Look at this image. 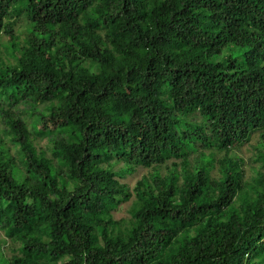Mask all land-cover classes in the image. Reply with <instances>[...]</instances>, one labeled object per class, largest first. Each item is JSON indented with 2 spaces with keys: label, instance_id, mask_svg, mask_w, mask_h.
<instances>
[{
  "label": "trees",
  "instance_id": "trees-1",
  "mask_svg": "<svg viewBox=\"0 0 264 264\" xmlns=\"http://www.w3.org/2000/svg\"><path fill=\"white\" fill-rule=\"evenodd\" d=\"M0 233V264H264V0H0Z\"/></svg>",
  "mask_w": 264,
  "mask_h": 264
},
{
  "label": "rangeland",
  "instance_id": "rangeland-1",
  "mask_svg": "<svg viewBox=\"0 0 264 264\" xmlns=\"http://www.w3.org/2000/svg\"><path fill=\"white\" fill-rule=\"evenodd\" d=\"M242 155H243L245 158H248V157L250 156V153L244 152ZM145 172H146L145 169H139L138 172H137L134 176H132V177H130V178H127L126 181H129V182L131 183V185H133L134 182H135L137 179H139V177H140L142 174H144ZM245 172H246V175H247V176L250 175L248 167H245ZM129 204H130V203H128V202H127V203H123V204H121V205L119 206L118 210H117L116 212H114V214H113L114 218L117 219V218H125V217H129V215H128V211H127L128 207H129ZM1 235H2V233H0V238L2 237ZM9 249H10V247H8V245H7L6 247H3V248H2V250H3L4 253H6V254H9V252H10Z\"/></svg>",
  "mask_w": 264,
  "mask_h": 264
}]
</instances>
